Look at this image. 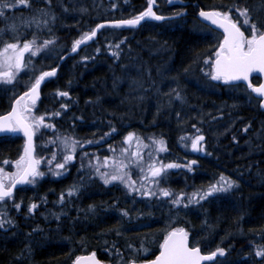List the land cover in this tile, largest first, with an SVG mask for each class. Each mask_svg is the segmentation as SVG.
Listing matches in <instances>:
<instances>
[{
    "label": "trees",
    "instance_id": "16d2710c",
    "mask_svg": "<svg viewBox=\"0 0 264 264\" xmlns=\"http://www.w3.org/2000/svg\"><path fill=\"white\" fill-rule=\"evenodd\" d=\"M92 1L52 0L51 8L57 13L55 23L49 25L52 33L43 28L38 34L42 38L54 34L57 42L47 52L28 61V66L35 65L33 72L26 67L28 70L24 73L22 69L12 84L0 86V115H3L39 71L58 68L55 78L43 85L35 106L38 113L60 110V115L53 120L57 128H42L34 138L36 154L45 157L40 166L45 175L36 184L28 182L16 189L14 197L7 198L6 203L0 202V215L16 221L14 225L0 228V264H73L76 256L92 251L105 264H119L121 257L127 261L133 255L127 247L129 243L140 251L146 248L149 254L138 258L150 260L158 253L166 230L177 226L187 228L190 244L200 243L202 251L225 248L227 251L218 256L221 262L217 264H231L234 246L250 243L255 253L256 246L264 245V114L252 103L226 106L223 115H231L234 129L233 134H223L215 131L222 124L206 112L212 106L202 105L201 99L206 101L209 98L206 95L212 90L200 81L202 76L197 70L204 67V57L211 52L215 32L202 25L196 15L201 8L211 9L208 6L212 1L188 0L195 7L182 22L146 23L133 30L105 28L89 46L58 65L61 56L82 32L104 19H127L146 6V0H110L99 7L100 0H95L97 8L93 9ZM31 3L33 8L17 4L5 15H12L10 18L19 22L34 8L42 4L48 7L46 0H31ZM113 4L115 8L111 7ZM219 8L227 9L226 4ZM162 14L171 15L167 11ZM5 15H0V27L10 23ZM21 31L24 33L21 38L28 39L36 26L34 23L30 28L21 26ZM109 41L113 47L119 42L118 57L108 51ZM97 47L100 52L95 51ZM84 56L90 59H81ZM139 84L146 91L136 100L134 92ZM172 88L181 91L183 99L165 110L160 104L162 99L171 96ZM57 89L67 90L71 95H56ZM237 95L235 98H246L241 93ZM184 99L190 102L184 103ZM65 103L68 108L61 109ZM196 121H204L205 127L200 129L205 131L207 151L202 158L185 157L177 139ZM225 121L228 125V118ZM115 125L121 140L129 131L145 141L152 136L165 139L167 147L159 153L166 152L170 161H176L181 167L167 172L162 187L192 193L214 183L221 172L238 183L227 192L213 193L199 203L186 205H173L171 198L142 197L127 192L119 182L104 184L98 176L91 175L88 159L94 153L101 157L112 155L97 147L108 137L114 139L105 133ZM245 125L249 127L246 132ZM64 132L75 135L81 142L87 139L93 143L82 145V150L89 154L83 160L78 147L76 159L70 162L67 171L57 176L46 160L58 149L46 141L54 133ZM261 133L263 136L258 138ZM120 143L113 146L119 150L124 146ZM23 147L24 140L19 133L0 138V166L14 172L13 162L23 153ZM5 159L7 164L3 163ZM191 160L197 161L193 168H184L183 164ZM132 172L134 178L139 175L135 166ZM81 183L78 194L60 201L61 191ZM13 200L21 202L19 209ZM33 200L38 202L37 209L29 214L28 205ZM90 204L96 205L95 211L87 209ZM121 208L128 209L131 216L122 218ZM113 229H118L119 234ZM116 249L121 251L117 253Z\"/></svg>",
    "mask_w": 264,
    "mask_h": 264
},
{
    "label": "snow or ice",
    "instance_id": "6c2138e0",
    "mask_svg": "<svg viewBox=\"0 0 264 264\" xmlns=\"http://www.w3.org/2000/svg\"><path fill=\"white\" fill-rule=\"evenodd\" d=\"M48 7L43 6L34 8L33 12L25 19L21 18L17 22L14 18L7 17L5 14L8 9L16 7L17 4L23 6L28 5L33 8L31 0H0V15H5V19L11 22L3 27H0V86L4 84H12L18 78V73L21 69L28 67V61L34 58L37 54L47 52L50 47L57 42V37L52 34L49 38L39 36V31L47 28L49 33H52L50 23L54 24L57 18V13L51 8L52 0H46ZM156 0H148L147 7L134 16L127 19H104L97 23L90 30L82 32L79 37L74 39L71 51L75 52L81 45L97 35V30L105 25H138L145 18H155L156 20H164L165 15L154 10ZM67 11L68 6L64 5ZM111 7L115 8L113 4ZM229 10H221V8H211L205 10L201 8L199 15L211 21L215 25H219L223 29L222 39L218 40V46L215 47V55L205 56L204 71L214 80L223 81L225 84L246 82L247 90L249 91V100L252 94H256V99L261 107H264V80L254 83L252 74L264 73V20L254 18L248 7H239L229 5ZM232 8H235L237 13L236 18L233 16ZM174 12L171 15L178 17L182 14ZM242 17V19H241ZM35 24L36 31L28 39H22L24 33L21 31V26L31 27ZM11 37V38H9ZM119 42L115 47L109 41L108 51L113 52L115 56L120 53ZM96 52L101 49L97 47ZM26 53L29 54L26 57ZM67 55V53H65ZM81 59L88 60L90 57L84 56ZM35 69V65H33ZM57 67H49L46 70L39 71L38 75L31 78L30 86L27 90L15 97V101L11 107V111L0 115V132H22L26 137L23 153L13 163L16 166L14 172H8L0 166V202H5L7 198L14 197V189L17 184L30 182L36 184L39 177L45 175L41 170V163L45 161V157L36 154L35 136L42 128L56 129L57 125L53 123L56 116L60 115V110L53 112H37L35 106L40 97V86L42 81L47 77H52L56 74ZM174 95L183 99L181 91L171 90ZM56 95L61 97L70 96L71 93L67 90L57 89ZM68 108V104H62L61 109ZM179 113L177 116L179 117ZM220 115H223L220 113ZM248 125H245L247 130ZM116 132L114 126H110L108 133L105 136ZM196 135L185 134L181 137L182 140L190 139V147L197 151H207L205 148V135L197 129ZM101 140L103 137L100 138ZM46 143L55 144L57 151L50 153V158L46 160L49 169L57 176L67 171L71 161L76 159L77 148H81V159L89 154L82 150L83 144H91L92 140H79L75 135L64 132L54 133L53 136L47 138ZM124 146L117 150L113 145L108 148L112 155L101 157L99 153H94L88 159V166L91 169L92 176H98L104 184L119 182L125 186L127 192L138 194L142 197H164L171 198L173 205H186L189 203H199L205 200L213 193L227 192L238 183L237 180L225 173H219L218 179L214 183H209L206 187L195 190L192 193L184 191L176 192L170 187H162L161 181L167 175V170L181 167L176 161L164 163L159 159V152L166 149L167 144L165 139L152 136L148 141L143 137H138L133 131H129L124 137ZM185 146H189L185 143ZM147 149V153H145ZM4 164L8 163L5 159ZM197 161L191 160L183 164L184 168L192 169ZM132 166L139 169V175L134 178ZM84 164L81 163V168ZM81 184H73L59 194L61 202L66 198H71L73 194H78L82 188ZM16 209L21 207V202L13 200ZM38 202L33 200L29 205V214L37 209ZM89 211H95L96 205L90 204L87 206ZM123 216H131V213L126 208L119 209ZM139 215H144L139 212ZM9 224L14 225L16 221L12 217L4 218L0 215V228H6ZM39 227V225H37ZM118 232V229H113ZM27 247V246H26ZM127 247L132 250L133 255L127 261L121 257L119 264H217L216 258L223 256L227 251L223 247H216L211 251H202L200 243L190 244L189 231L183 226L171 227L163 235L162 241L159 242V252L153 259H139L138 254L140 249L135 244L129 243ZM143 248V244L140 246ZM30 250V249H29ZM117 253L121 250L116 249ZM144 251H147L144 248ZM22 255V253H21ZM255 256L264 259V245L256 246ZM73 264H104L96 257L95 251L88 254L87 257L76 256Z\"/></svg>",
    "mask_w": 264,
    "mask_h": 264
},
{
    "label": "flooded vegetation",
    "instance_id": "af4514ba",
    "mask_svg": "<svg viewBox=\"0 0 264 264\" xmlns=\"http://www.w3.org/2000/svg\"><path fill=\"white\" fill-rule=\"evenodd\" d=\"M211 1L213 2V4L211 2L210 6H208V8L220 7L222 4H223V6H225V4H226L227 9L225 11L229 10V8H228L229 5H236L239 7H248L254 18H259L260 20H264V0H211ZM104 2L106 3L107 0H104ZM145 3H146V6H143V9L141 11H143L144 8L147 7L148 0L145 1ZM193 7H195V4L189 3L188 0H156V3L154 5V10H156L157 12H159L161 14L163 12H166V11L168 13L172 14L174 12H180L181 10H183L182 14L173 20L175 22H178V21L182 22V21L186 20L185 18H187L188 12L192 11ZM231 11L233 12L234 18H236L237 13L235 12V8H232ZM170 16H172V15H170ZM170 16L165 15V17H170ZM173 17H175V16H173ZM241 19H242V17H241ZM147 23L159 24L156 22H147ZM144 24H146V23H144ZM210 38H211V36H210ZM212 38H214V41H212V49H211L210 54H208L207 56L214 57L215 47L218 46V40L222 39L223 37H222L221 33L215 32V35H213ZM204 67L203 66L199 67L197 72L200 74L209 76L203 70ZM207 80L209 81L207 83V85H208L207 88H211L212 92L210 94L206 95L207 97H209L206 101H203L201 99V101L203 102L202 105H203V107L204 106H212V108L209 111H206L207 109L205 111L207 113H209L211 116L214 115L213 117L215 118V120L219 121L218 123L222 124L221 130L227 129V134H230L231 132L233 134V129H234V123L233 122L234 121L231 119V115L227 114V115L221 116L220 113H222V114L226 113L225 112L226 106L234 107L236 103H240L242 106H247V104H249V102H251V101H248V100L240 98V97L235 98V96H236L235 92H238V94H240V92L247 91L249 93L250 90H247V88L244 87L243 85H228V84H225V82H223V81H214L210 76ZM252 80L254 83L260 82V80L258 78H252ZM200 81H202V80H200ZM189 102L190 101L184 99V103H189ZM255 102L257 104L256 106L258 107L257 100H255ZM220 108L222 109V111H219ZM247 108H249V107H247ZM215 113H217V114L215 115ZM226 118H228V125H227V121H225ZM226 125H227V128H226ZM201 126H202V124L199 126V130L202 131L205 135L204 128L200 129ZM231 126H232V129L230 130ZM203 127H205V124L203 125ZM215 128H217V127H215ZM215 131H217V129H215ZM215 131H210V132H215ZM196 134H198L197 131L194 135H196ZM110 135L114 136V139L111 138V140L108 143L106 141L103 146L97 147L98 149L108 151L111 153V151L108 148L109 145H116V143H119V142H121L120 144H123L122 143L123 140L120 139L121 138L120 135H117L116 133H115V135L114 134H110ZM114 147L118 150V147H116V146H114ZM205 148H206V136H205ZM205 153H206V151L201 150V151H198V154L195 156V155H192L191 153L188 152L187 154H185V157L190 155L193 157L202 158L205 155ZM217 193L219 194L220 192H217ZM243 246L244 247H241L240 245L238 247L234 246L233 257L230 259L231 264H264V259H261L260 257L255 256V253H253L251 251L250 243H248L247 246L246 245H243ZM217 262H221V261L218 260Z\"/></svg>",
    "mask_w": 264,
    "mask_h": 264
},
{
    "label": "rangeland",
    "instance_id": "374dc122",
    "mask_svg": "<svg viewBox=\"0 0 264 264\" xmlns=\"http://www.w3.org/2000/svg\"><path fill=\"white\" fill-rule=\"evenodd\" d=\"M110 0H107V3L109 2ZM145 1V0H144ZM147 1V0H146ZM103 4H105V2H104V0H100V3H99V7L100 6H102ZM92 7H93V9H96L97 8V4L95 3V0L94 1H92V5H91ZM79 11H81V10H79ZM13 13V12H12ZM12 13H10V15L12 14ZM10 17H12V15L10 16ZM8 20V19H7ZM11 22V21H10ZM30 62H31V59L29 60ZM204 66H205V62H204ZM28 68L33 72L34 71V69H33V67L31 66V63H29V66H28ZM28 68L27 69H23V72L25 73L27 70H28ZM22 70V69H21ZM201 82L202 83H208L209 81H207V75H202L201 74ZM197 83H199L198 81H197ZM206 86H208L207 84H206ZM171 90H174V88H172ZM143 91H146V89H144V87H142L140 84L139 85H137V87H136V89H135V92H134V99H136V100H138L140 97H141V94H142V92ZM234 91V90H233ZM236 94H238V92H235ZM247 94H245V93H241V94H243V95H245V99L246 100H248V101H253L252 102V104H255L254 103V100H253V98L251 97V99L249 100V93L248 92H246ZM240 95V94H239ZM180 98H178V97H176L175 95H174V93H173V91H171V96L169 97V98H166V99H162V101H161V104H160V107L161 108H163V109H171L172 107H173V105L174 104H179V102H180ZM249 104H250V102H249ZM213 118V120H215V118L214 117H212ZM204 123V121H198V123H197V121L196 122H194V124H193V126L192 127H190L183 135H180L179 137H178V139H177V145L179 146V150H181L180 152L182 153H184V154H187L188 152L190 153L191 152V147H190V139H188V140H182L181 139V137L182 136H184L185 134H189V135H194L195 133H196V131H197V129H199V126L202 124V126L204 125L203 124ZM115 129H116V132L118 131V127H117V125H115ZM217 129V131L216 132H221V133H225L226 134V132H227V129H225V130H221V128H216ZM249 129V127H247V130ZM247 130H245V127H244V129H243V131H247ZM115 132V133H116ZM115 133H113L114 135H115ZM263 133H261V134H258L259 136H258V138H260V137H262L263 135H262ZM97 136H99V135H97ZM97 138V137H96ZM111 140V138L110 137H108V138H106L105 139V141L103 142V143H101V144H99L98 146H103L104 144H105V142L107 141V143L109 142ZM185 143H187L189 146H185ZM185 150V151H184ZM164 153H166V152H164ZM160 154L159 153V159L160 160H162L164 163H167V162H169L170 161V157H169V155L168 154ZM173 169V168H172ZM172 169H168L167 170V172L168 171H170V170H172ZM165 178H166V176L164 177V179L161 181V183H163L164 182V180H165ZM142 249V248H141ZM149 254V251L147 250V251H144V248L141 250V251H139V256H141V257H145V256H147Z\"/></svg>",
    "mask_w": 264,
    "mask_h": 264
},
{
    "label": "water",
    "instance_id": "95a60500",
    "mask_svg": "<svg viewBox=\"0 0 264 264\" xmlns=\"http://www.w3.org/2000/svg\"><path fill=\"white\" fill-rule=\"evenodd\" d=\"M196 18H197V20H198L200 23L204 24L205 26H208V27H210V28H213V29H215V30L220 31V32L223 33V29H222L219 25H215V24H213L211 21L207 20L206 18L201 17V16L199 15V12L197 13ZM166 19H169V18H165L164 20H166ZM145 21H155V22H158V21H163V20H156L155 18H145V20H142L138 25H120V26L105 25L103 28H105V27H122V28L137 29V28H138L143 22H145ZM103 28L98 29V30H97V34H98ZM96 37H97V35H96L95 37H93L92 40H89V41L84 42V43L81 45V47L78 48L75 52L69 51V52L67 53V55L64 54V55L60 58V60H59V62H58V65H60V64H61L63 61H65L67 58H69V57H73L74 55H76V54H77L82 48L86 47V46L89 45L92 41H94V40L96 39ZM27 54H28V53H26L25 55H27ZM57 70H58V68H57ZM56 75H57V72H56V74H55L54 76H52V77H47L44 81H42L41 86H40V90H41V87L43 86V84H45L47 81H49V80H51V79H54ZM254 75L260 77L261 81L264 80V73H256V72H254V73L252 74V76H254ZM240 83L246 85V82H240ZM233 84H237V83H233ZM254 96L256 97V94H254ZM39 99H40V97H39ZM39 99H38V101H39ZM38 101H37V102H38ZM13 103H14V102H13ZM12 105H13V104H12ZM260 110L264 113V107H261V106H260ZM10 111H11V110H10ZM20 133L22 134V136H23V138H24V143H25L26 137L24 136V134H23L22 132H20ZM11 134H12V132H0V137L9 136V135H11ZM191 153L194 154V155H197L198 151H197V150H194V149H191ZM26 184H27V182H24V183H22V184H17L16 188H18V187H23V186H25ZM16 188H15V189H16ZM81 256H83V257H87L88 254H86V255H81ZM96 257H97V256H96ZM97 259H98V258H97ZM152 259H153V258H152ZM206 263H207V262H205V264H206ZM104 264H105V263H104Z\"/></svg>",
    "mask_w": 264,
    "mask_h": 264
},
{
    "label": "bare ground",
    "instance_id": "6f19581e",
    "mask_svg": "<svg viewBox=\"0 0 264 264\" xmlns=\"http://www.w3.org/2000/svg\"><path fill=\"white\" fill-rule=\"evenodd\" d=\"M185 14V13H184Z\"/></svg>",
    "mask_w": 264,
    "mask_h": 264
}]
</instances>
